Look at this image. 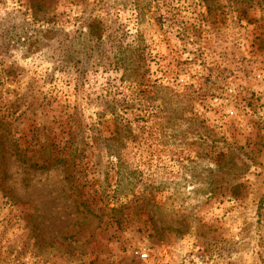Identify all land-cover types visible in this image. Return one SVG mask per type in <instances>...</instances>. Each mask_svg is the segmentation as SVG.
I'll use <instances>...</instances> for the list:
<instances>
[{
  "label": "rangeland",
  "instance_id": "obj_1",
  "mask_svg": "<svg viewBox=\"0 0 264 264\" xmlns=\"http://www.w3.org/2000/svg\"><path fill=\"white\" fill-rule=\"evenodd\" d=\"M0 264H264V0H0Z\"/></svg>",
  "mask_w": 264,
  "mask_h": 264
},
{
  "label": "trees",
  "instance_id": "obj_2",
  "mask_svg": "<svg viewBox=\"0 0 264 264\" xmlns=\"http://www.w3.org/2000/svg\"><path fill=\"white\" fill-rule=\"evenodd\" d=\"M84 50V49H82ZM87 51V49L85 50ZM85 54V53H84ZM94 52L90 51L89 53L86 52V58L92 57ZM124 53L121 52L119 55L114 57V60L116 62V66L119 68H123V72H130L133 71L132 68L134 67V63L137 60V58L129 57L127 55H123ZM98 59L104 60V56L99 57ZM118 64V65H117Z\"/></svg>",
  "mask_w": 264,
  "mask_h": 264
},
{
  "label": "built area",
  "instance_id": "obj_3",
  "mask_svg": "<svg viewBox=\"0 0 264 264\" xmlns=\"http://www.w3.org/2000/svg\"><path fill=\"white\" fill-rule=\"evenodd\" d=\"M143 257H145V255H143Z\"/></svg>",
  "mask_w": 264,
  "mask_h": 264
}]
</instances>
